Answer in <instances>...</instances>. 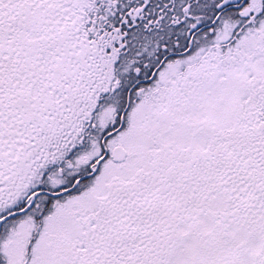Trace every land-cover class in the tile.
I'll list each match as a JSON object with an SVG mask.
<instances>
[{"label": "snow or ice", "instance_id": "obj_1", "mask_svg": "<svg viewBox=\"0 0 264 264\" xmlns=\"http://www.w3.org/2000/svg\"><path fill=\"white\" fill-rule=\"evenodd\" d=\"M0 264H264V0H0Z\"/></svg>", "mask_w": 264, "mask_h": 264}]
</instances>
